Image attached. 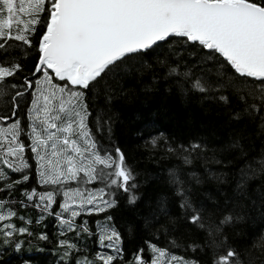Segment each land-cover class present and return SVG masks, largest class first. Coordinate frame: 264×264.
I'll return each mask as SVG.
<instances>
[{
	"label": "snow or ice",
	"instance_id": "snow-or-ice-1",
	"mask_svg": "<svg viewBox=\"0 0 264 264\" xmlns=\"http://www.w3.org/2000/svg\"><path fill=\"white\" fill-rule=\"evenodd\" d=\"M37 26H42L43 31L36 45L39 56L32 72L34 80L25 77L20 85L9 84L8 80L23 66L12 58L0 60V106L6 109L11 105L10 115L7 111L0 113V193L7 191L11 195L14 188L30 180L31 159L35 162L37 184L52 186L53 190L38 192L32 188L25 190L24 195L43 211L57 202L58 195L62 196L61 211L54 214L68 230L77 234L89 232L87 221L77 225L76 217L114 207L115 200L104 198L112 194L113 188L131 193L137 187L134 172L120 148L112 153L100 146L89 124L92 113L86 102L87 92L108 74L120 71L130 57L176 38L200 46L206 50L202 62L219 64L218 79L197 77L191 81L192 89L201 93L231 89L244 104L242 113L233 118L246 116L255 121L259 116L258 126L264 134V0H0V50L12 47L9 41L32 48ZM169 74H178V67H170ZM182 75L188 80L192 74ZM29 90L25 126L17 113L21 98ZM218 98L229 102L226 95ZM200 147L192 145L193 149ZM236 147L241 148L239 144ZM240 155H246L242 148ZM185 162H190L187 157ZM12 174L20 175L12 179ZM260 178H264V155L255 168L249 164L240 169L237 189L241 197L246 195L248 184ZM94 183L103 186L86 187ZM171 183L182 198L181 208L191 212L189 222L205 229L204 217L185 196L182 181L173 174ZM72 184L75 186L69 187ZM136 199L130 195L129 203ZM64 213L69 214L68 219L63 218ZM13 216L16 213L0 198V222ZM235 218L226 215L218 225H207L211 247L220 250L212 264H256L227 246L226 238H219L221 226ZM111 219L106 217V221ZM24 233L30 234L27 227L0 223V235L5 237L0 243L7 244L14 234ZM120 241V233L114 227L101 226V246L112 248L115 254L97 253L94 260L85 257L78 264H95L96 260L112 264L122 256ZM60 245L67 249L65 256L76 247L67 240ZM19 247L17 243V250ZM253 247L259 252L256 261L264 264V242ZM149 249L153 253L149 260L144 258L145 250L140 249L131 264H198L150 242Z\"/></svg>",
	"mask_w": 264,
	"mask_h": 264
},
{
	"label": "trees",
	"instance_id": "trees-1",
	"mask_svg": "<svg viewBox=\"0 0 264 264\" xmlns=\"http://www.w3.org/2000/svg\"><path fill=\"white\" fill-rule=\"evenodd\" d=\"M42 31V26H37L32 48L9 41L12 47L0 50V60L12 58L23 66L21 72L8 80L9 84L20 85L25 77L35 79L32 72L39 56L36 45ZM205 54L206 50L200 46L180 38L159 43L145 54L130 57L120 71L108 74L87 92L86 102L92 113L89 124L100 146L112 153L120 148L134 172L137 187L131 193L113 188L112 194L104 198L115 200V206L102 213H82L76 217L77 225L87 221L89 228V232L77 234L62 225L54 214L61 211L62 196L56 197L57 202L48 211L27 200L25 190H53L52 186L37 184L35 162L30 159V180L14 188L11 195L7 191L0 193L9 210L16 213L0 223L27 227L30 234H14L7 244L0 243V264H78L85 257L94 260L97 253L114 255L112 248L101 246V226L114 227L120 233L118 246L122 256L112 264H131L140 249L145 250L144 258L149 260L153 255L149 242L198 264H212L220 250L211 247L207 225H218L226 215L236 218L221 226L219 238H226L225 244L239 251L241 257L248 256L259 264L256 261L259 252L253 245L264 242V178L251 181L243 197L237 183L240 169L249 164L255 168L264 155V134L258 126L259 116L255 121L246 116L233 118L242 113L244 104L231 89L207 93L192 89L191 81L197 77L218 79L219 64L202 62ZM218 60L223 62L222 57ZM170 67H178V74H169ZM184 72H191L188 80L182 75ZM30 93L31 90L21 98L17 113L25 126ZM220 95L228 96L229 102L219 100ZM10 108L11 105L6 109L0 106V113L7 111L10 115ZM194 144L201 147L193 149ZM237 144L246 152L243 158ZM28 155L30 158L31 153ZM185 157L190 162L186 163ZM173 174L182 181L187 199L201 211L205 229L189 222L187 217L191 212L180 206L182 198L177 195L176 185L171 183ZM19 175L12 174V179ZM102 186L94 183L86 187ZM130 195L137 198L135 203H129ZM108 216L111 221H106ZM63 218L68 219L69 214L64 213ZM4 239L0 235V241ZM65 240L76 245L69 256L64 255L67 249L60 245ZM95 264L102 261L96 260Z\"/></svg>",
	"mask_w": 264,
	"mask_h": 264
}]
</instances>
